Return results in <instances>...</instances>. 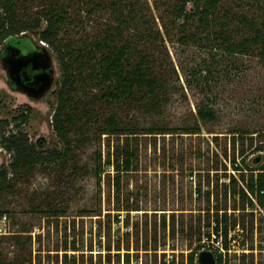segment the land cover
Returning <instances> with one entry per match:
<instances>
[{
	"label": "rangeland",
	"instance_id": "rangeland-1",
	"mask_svg": "<svg viewBox=\"0 0 264 264\" xmlns=\"http://www.w3.org/2000/svg\"><path fill=\"white\" fill-rule=\"evenodd\" d=\"M35 1L29 2L32 12L40 8ZM139 1L162 37L146 46L168 83L162 114L108 106L94 99L98 88L81 89V100L105 115L119 111L139 133L100 135L92 129L75 162L16 177L13 191L0 195L7 211L0 219V264H187L218 216L226 217L220 229L230 249L223 263L264 264V200L239 193L264 176V57L258 51L227 55L203 32L183 43L181 33L193 31L196 22L189 30L174 23L172 10L181 0ZM187 9L193 11V4ZM72 15L74 24L62 36L76 47L112 21L103 13ZM219 16L233 32L249 33L245 17H264V0H221ZM24 35L51 54L54 83L40 96L11 84L6 43L0 44V119L10 120L8 131L43 139L41 149H62L52 123L61 65L37 34ZM203 106L214 109V120L200 118ZM22 112L27 121L14 119ZM195 126L199 132H185ZM162 127L173 132L152 130ZM127 140L138 155L132 170L117 171L109 157ZM10 158L1 147L0 169Z\"/></svg>",
	"mask_w": 264,
	"mask_h": 264
},
{
	"label": "trees",
	"instance_id": "trees-1",
	"mask_svg": "<svg viewBox=\"0 0 264 264\" xmlns=\"http://www.w3.org/2000/svg\"><path fill=\"white\" fill-rule=\"evenodd\" d=\"M30 1L35 0H0V44L34 48L24 35L31 32L56 52L62 68V81L52 123L63 147L41 149L43 139L34 142L25 131H8L10 120L0 119V148H5L11 155L9 166L0 169V195L13 191L16 177L38 167L55 162H75L76 149L88 145L92 129L98 130L100 135L139 133L133 126L126 125L119 111L105 115L85 98L81 100L78 95L81 89L98 88L99 93L93 96L94 99L108 106L127 105L146 115H161L166 103L167 80L159 73L157 59L146 50L149 42L157 43L162 37L151 25L143 3L139 0H40L39 10L32 12ZM189 3L193 4V11L187 9ZM220 8L221 0H181L172 10L174 23L180 22L179 26L185 30H189L193 22L196 25L193 31L181 33L180 40L188 43L203 32L214 38L227 55L258 51L264 57V17H245L249 33L233 32L225 18L219 16ZM81 11L87 15L109 14L112 21L105 23L100 36L84 40L80 47H76L64 40L62 34L74 24L72 14ZM198 114L204 120L216 118L210 106L201 107ZM14 119L27 121L28 114L22 112ZM158 129L159 132H173L169 131L170 127L152 130ZM199 130L198 126L186 127L185 132L197 133ZM137 155L127 140L110 154L112 161L109 162L117 171H130ZM261 169L263 173L264 167ZM231 182L233 185L237 181L232 177ZM117 184L120 190L119 181ZM239 193L247 198L249 193L256 195L257 200L263 202L264 176L255 182L249 181L247 190L241 189ZM6 212L0 202V219ZM224 221L226 217L220 219L218 216L215 228L220 229ZM14 237L19 243V236ZM226 246L228 249V244ZM197 248L200 250L201 245ZM195 259L194 252L188 263L195 264ZM223 261V255H219L217 264H224Z\"/></svg>",
	"mask_w": 264,
	"mask_h": 264
},
{
	"label": "water",
	"instance_id": "water-1",
	"mask_svg": "<svg viewBox=\"0 0 264 264\" xmlns=\"http://www.w3.org/2000/svg\"><path fill=\"white\" fill-rule=\"evenodd\" d=\"M11 49V54L3 59L7 63V71L13 84L32 96H40L48 91L54 83V68L52 56L46 47H42V49L36 48L29 53L21 52L19 47ZM29 65H32L39 72L35 75L32 82L25 83L22 80V72ZM198 258L200 264H216V257L211 251H201Z\"/></svg>",
	"mask_w": 264,
	"mask_h": 264
},
{
	"label": "built area",
	"instance_id": "built-area-1",
	"mask_svg": "<svg viewBox=\"0 0 264 264\" xmlns=\"http://www.w3.org/2000/svg\"><path fill=\"white\" fill-rule=\"evenodd\" d=\"M202 244H203L202 248L199 250L198 254L196 255L195 264H200L198 257L201 251L207 250L213 252L216 257V264L219 255L225 256L227 255V252L230 251L229 248L227 249L225 247L222 229L217 230L215 226H213L210 231L203 234ZM132 264H139V263L132 262ZM187 264L189 263L187 262Z\"/></svg>",
	"mask_w": 264,
	"mask_h": 264
},
{
	"label": "flooded vegetation",
	"instance_id": "flooded-vegetation-1",
	"mask_svg": "<svg viewBox=\"0 0 264 264\" xmlns=\"http://www.w3.org/2000/svg\"><path fill=\"white\" fill-rule=\"evenodd\" d=\"M15 47H18V46H15ZM14 46L12 47V45H9V44H6L5 45V49L3 51V58L10 55L11 52H12V49L11 48H15ZM34 47V46H33ZM21 49V52H24V53H29L31 52L32 50L36 49V48H30V49ZM38 49V48H37ZM39 62V61H38ZM6 67H7V63H6ZM39 71L38 70H35L32 65H29L27 68L24 69V71L22 72V80L25 82V83H30L34 80V77L35 75L38 73ZM10 79V82L11 84H13V82L11 81V78ZM14 86H16L15 84H13Z\"/></svg>",
	"mask_w": 264,
	"mask_h": 264
}]
</instances>
